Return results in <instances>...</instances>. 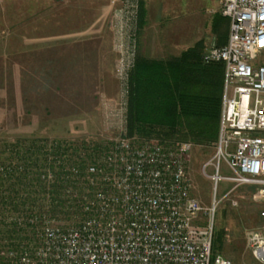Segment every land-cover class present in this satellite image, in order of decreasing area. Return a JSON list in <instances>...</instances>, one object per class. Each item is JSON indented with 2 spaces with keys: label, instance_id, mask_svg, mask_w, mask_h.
Returning a JSON list of instances; mask_svg holds the SVG:
<instances>
[{
  "label": "rangeland",
  "instance_id": "374dc122",
  "mask_svg": "<svg viewBox=\"0 0 264 264\" xmlns=\"http://www.w3.org/2000/svg\"><path fill=\"white\" fill-rule=\"evenodd\" d=\"M132 2L1 0L0 149L4 143L19 140L88 143L104 151L118 142L191 143L187 163L190 194L204 209H213L215 200L219 203L214 253L233 264H258L250 253L248 237L264 228V198L259 187L243 186L228 195L234 185L222 181L215 191L204 167L213 159L217 142L148 133L129 139L128 90L126 94L119 69L121 43L134 49L136 60L151 48H198L203 56L206 49L227 42L230 22L214 2L140 0L138 23L126 26ZM88 51L93 52L95 73L79 80L75 69L87 65ZM213 172L210 168L209 173ZM222 175H233L226 163ZM233 199L238 201L237 207L232 206ZM86 218L78 214L70 222L63 219L49 227L69 229ZM44 228L39 229L38 239L28 243L30 247L39 244Z\"/></svg>",
  "mask_w": 264,
  "mask_h": 264
},
{
  "label": "built area",
  "instance_id": "2783aa9c",
  "mask_svg": "<svg viewBox=\"0 0 264 264\" xmlns=\"http://www.w3.org/2000/svg\"><path fill=\"white\" fill-rule=\"evenodd\" d=\"M194 1L218 4L230 22L226 44L212 46L202 56L203 64L222 65L225 70L219 137L204 174L215 191L220 182L228 181L234 185L228 195L243 186H257L264 198V0ZM139 2L133 0L125 25L138 23ZM119 53L127 94L135 51L121 43ZM192 149L187 142L113 143L88 168L94 199L85 209L87 218L69 229L47 225L37 246L11 252L8 260L11 264H233L214 253L219 203L215 200L213 209H204L190 194L187 163ZM223 163L232 176L222 175ZM231 203L238 206L235 199ZM248 246L254 260L264 264V228L250 233Z\"/></svg>",
  "mask_w": 264,
  "mask_h": 264
},
{
  "label": "trees",
  "instance_id": "16d2710c",
  "mask_svg": "<svg viewBox=\"0 0 264 264\" xmlns=\"http://www.w3.org/2000/svg\"><path fill=\"white\" fill-rule=\"evenodd\" d=\"M139 62L137 58L128 83L127 137L148 133L217 142L224 67L203 64L198 48L172 62ZM148 67L154 69L152 81H142ZM104 152L101 146L66 141L19 140L3 144L0 252L4 255L0 256V264H11L7 254L29 248L28 243L38 239L42 227L63 219L70 222L78 214L88 216L85 209L94 199L88 168Z\"/></svg>",
  "mask_w": 264,
  "mask_h": 264
},
{
  "label": "crops",
  "instance_id": "0c3cea01",
  "mask_svg": "<svg viewBox=\"0 0 264 264\" xmlns=\"http://www.w3.org/2000/svg\"><path fill=\"white\" fill-rule=\"evenodd\" d=\"M147 9V5H145ZM228 41V40H227ZM189 51L184 47H175V48H161V49H146V51H142L141 55L138 57L139 63H162V62H172L179 60L184 53ZM87 65L78 67L75 69V75L77 79H85L86 77L89 78L90 75L94 76L95 73V59L93 56V52L88 51L87 53ZM153 67L146 68V72L141 77L142 81H152L153 74H154ZM222 76V75H221ZM140 78V77H139ZM222 80V79H221Z\"/></svg>",
  "mask_w": 264,
  "mask_h": 264
}]
</instances>
